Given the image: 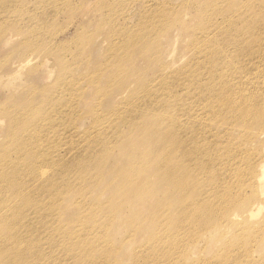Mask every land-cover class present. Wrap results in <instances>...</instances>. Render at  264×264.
<instances>
[{
	"label": "rangeland",
	"instance_id": "rangeland-1",
	"mask_svg": "<svg viewBox=\"0 0 264 264\" xmlns=\"http://www.w3.org/2000/svg\"><path fill=\"white\" fill-rule=\"evenodd\" d=\"M0 1H3L2 3L0 2V7H2L3 10H10L9 12L5 11L6 13L3 11L4 20H0V30H2V32L5 30V33H2V35L4 34L3 37L8 34H21L20 37L17 34L18 38L16 37L14 41H11L7 44L0 40V153H9L11 158L10 160L12 162H9L6 165L2 164V166H0V172L5 170L4 172L7 173V171L9 172L10 170V172L13 173H7V179L10 178V174L11 177L15 179L13 184H7L6 182L1 181L4 179H0V198L3 201L6 198V202H9V204L5 203L6 208L11 206V208L14 209L16 206L15 210L21 213L22 210L25 208L27 210L28 208L27 206H24L25 203L22 202L23 200L20 201V197L17 194H23L25 197H33L34 199L36 198L41 200V197L42 199H46L49 192L52 193V187H54L53 197L56 195L54 198L58 197L57 200L58 203H60L59 206H57L58 209L56 208L57 210L52 206L54 211L52 210L51 212L55 214L53 221L49 219L48 212L43 211V215L46 217L45 221L49 223L48 225L50 226L51 231L54 232L57 229L64 230L65 226V230H68L66 231L67 234H70L69 231H71V234H74L81 227L82 223L84 226L86 225L85 227H91L92 220H94L96 224L100 222V224L103 223L101 225L103 227L105 226V229H102L104 232L103 235H106L104 239L106 240V242H104V250L106 253H108V250H111L107 255L110 256V262L113 264H143L146 260V257H144L146 256L145 254H149L154 247L155 254H153L152 257L150 256V261H146L144 264H154V262L155 264H165L166 262L172 264H183V262L184 264H233L236 263L237 260L239 261L236 264H264V195L261 194L264 192V180L261 183V186L255 184L253 180L260 174L259 169H257L258 165L264 161V134L261 135L264 130V90L262 91V88H260V90H258L256 93H251L250 85L248 86L245 83H242V95L236 92V96L231 99L234 100L236 98L235 101H229V106L226 109L228 110V113H226V110V112L223 111V116L225 115L224 117L222 116V113L220 116V112L218 109H216V112L219 113L216 115L213 114V116L206 114V121L203 125L194 124L192 127L184 126L185 128L183 127L180 129V134L184 138L181 145H184L185 149L182 147L181 148L185 151L179 150L180 148L175 150L176 152L174 153L178 157H173L174 159L172 160L174 161V164L177 166V164L184 158L182 156H189V158L185 157L187 159H185V161L183 160V163H181L182 161L180 162V164L184 165L188 164V161L191 160L190 157L194 158L193 156H196L197 158L195 157L189 162L188 168L185 167L187 165L182 168H180V165L177 166L178 168H175V166H170V172L176 170L178 173L183 172L180 174L176 172L174 177H172L175 178L176 175L175 181L177 179V186L175 190L170 188L164 181L165 178L162 175L163 168H158L161 166L160 162H157L158 160L153 158L154 160L151 161V164H148L150 167H142V165H147H144L145 162H141V160L137 159L136 156L138 155L140 156L139 158H142L143 156L147 155V151L150 153V147H147V143L150 141V132L146 135H143L142 132H137L135 130L133 131L130 124L128 123L133 122L138 125L143 124L142 126L146 128H149L148 126H152L150 128L153 129L155 122L152 124L154 120L150 118L151 116L144 117V119V115H141L146 110L150 111L153 109L151 112H153L154 109L158 110V108L153 105L154 103H151L150 101L154 100L156 104L159 103V108L163 107L162 109H164L165 104L167 105V102L164 101L167 100L165 98L167 93H169L168 91L174 90L175 93L173 94L181 93L180 91L178 92L179 89L175 90L174 88L168 91L163 90V95L160 93L161 96L154 97V99H152L153 97L148 98L144 96V94L141 93V90L143 91V87L146 85L153 86L154 83H158L156 81V77L160 75L163 66H170V71L173 72L179 71L181 70L182 66H185L188 59H190L192 55L189 46L190 40L204 19L215 17L213 21L218 18L220 24L222 22L220 21L222 18V20H228L226 25H232L236 17L235 11L243 6L248 10H242L243 14L241 13L242 15H240V20L243 21L238 22V24H236L237 27L234 28L236 32L237 30L241 31L244 30L242 26L248 23L249 18L250 21H252L251 19L253 18V15L251 12L253 11V8L259 12V10L264 7V0H257L256 2H252L250 0H148V2L146 0L147 4L145 3V0H51L50 2L49 0H8V2L7 0ZM249 2L257 4L253 5ZM85 4H89L90 6L86 12L82 10ZM260 4H263L262 7H260ZM33 6H36V8L34 7L35 10ZM40 8L43 9L39 10ZM10 12H12L11 15ZM263 12L260 14L261 16H258V19L256 17V20L261 23L260 28H264ZM14 13L16 14V17H14ZM18 13H21L22 16H20L21 14L18 15ZM24 15H28V17ZM18 18L23 19L24 21L18 20ZM11 22L15 24H12ZM110 23H112L111 26ZM11 24L13 26L16 24L17 25L12 27ZM213 24L216 23L213 22ZM6 25L11 27H7ZM24 27H26V29H24V31L21 30ZM151 29L152 33L155 31L152 34V37L151 35H148L150 34L148 32H151ZM26 30L30 32L28 33ZM33 31L36 32L33 33ZM258 31L259 30L257 29L256 32ZM31 33L33 39L31 38V40H29ZM155 33L158 34L155 35ZM260 33L264 34V30H260ZM141 37L146 39L141 44L134 41L135 39L139 40ZM247 39L248 40L243 42V48H246L247 45H251L254 47V49L258 47L261 51H263L264 54V39L262 41L260 40V42L259 39ZM154 40H157L156 43H154ZM258 42L259 45H257ZM25 43L28 44L26 45ZM36 43L38 45H36ZM29 44H33L34 47L29 46ZM155 46H157V49L154 48ZM152 52L154 54L156 53V56ZM157 59H161V62L155 64V60ZM23 62H28L27 66L23 64L26 67H22ZM178 62L179 64H177ZM20 63L21 66L19 70L17 68ZM16 70H18V73ZM66 71L68 73L69 80H75L76 82V86H73L74 88L71 87L70 89L69 86L59 85L60 76H63ZM61 80L63 81V78H61ZM56 85H59V88ZM134 91H138L139 93L137 92L138 94L134 96L133 99H130L128 94ZM178 99L171 98V101L177 100L176 104H180V106L188 104V100L185 99L184 96ZM244 104H247L248 107ZM175 105H172L168 114H170V110L172 115L175 114L174 110L177 107ZM257 105L258 110L254 112V108ZM41 106L43 108H41L42 110L39 109ZM56 106H59L58 109ZM143 106L144 108L142 109ZM234 106V110L236 112L232 110ZM241 107H245V109L242 111ZM34 108L39 109L38 116L40 115L39 117L42 118L36 123V125L39 127L36 129L38 131L40 130L39 141H42V144L39 148H35L36 151H34L35 149H32V141H28L30 150L29 154L32 153L29 155L30 157L27 155L29 161L25 160L28 158H26V155L24 154L25 158L23 155V158L19 156L21 163L19 161L18 163L16 162L18 157H16L14 154V150L17 148L15 144H11L13 143L11 139L10 142L8 141L11 136H9V138L7 137L8 134L12 135L16 133V130L12 131L14 127H11L12 116L10 115H14L13 113H26L24 115H27V117H23L24 126L21 125V129H19L18 132V135L20 136L22 131L25 130V136L23 134L21 137L18 136L19 138H25L28 137L26 134L33 132L31 126H33L34 123L31 124V115L38 112H34ZM246 108L253 110L251 111L248 109L249 111H246ZM240 110L242 113L244 112V115H242ZM28 111L30 113V117L27 113ZM31 111L34 113H31ZM233 112L236 114L233 115ZM250 112L253 113L252 116H250ZM217 115L218 118H222L218 119ZM228 115L231 116L229 117ZM235 116L238 119H235L237 121L233 119ZM246 116H248L247 119ZM106 117H109V119L104 120L107 119ZM111 117L113 118L111 119ZM238 117L243 118H240V120ZM244 117L246 121L244 120ZM48 119L50 121H48ZM255 119H259L260 121L263 119V122L260 123L259 120ZM209 120L211 122L208 124ZM219 120L222 125L219 123ZM223 120L225 123H223ZM241 121L242 123L245 122V125L240 123ZM254 121L256 122V125ZM26 122L28 123L25 124ZM215 123L217 126H214ZM28 124L31 125L29 126ZM104 124H106V126ZM218 124L221 126H218ZM246 125L249 126L248 130ZM226 126L227 128H225ZM156 127L158 128V126H155V128ZM241 128L244 130H241ZM120 130L124 131V133ZM129 130L133 132L131 133ZM163 130L164 129H162V133L164 132ZM188 131L190 133H187ZM128 132L132 135V139L129 137L130 134ZM126 133L129 135L127 136ZM202 134H204V136ZM125 136L126 138H124ZM117 137L119 139H117ZM121 137L124 138L123 141H120V139L122 140ZM5 140H7L9 143H7ZM129 143L132 144L130 145ZM4 148L6 151H9L3 152L5 150ZM163 148H157L156 154H154V156H159L161 155L160 153H162V155L165 154V149L163 151ZM145 149L147 151H145ZM180 151L181 153L179 154L178 152ZM105 152L110 156H104ZM128 153L129 155L132 154L135 156L134 159H136L134 162L137 160V163H139V161L141 162L140 164L143 163L140 165V168H138L139 164L133 162V156L130 155L129 157ZM134 153L136 155H134ZM41 154L44 157L42 159H45V161H40ZM231 154L235 155L232 156ZM180 157L181 160H179ZM100 159L102 161L105 160V162H102ZM38 161L43 163L40 165L46 169L47 175L45 180H42L32 172L33 168H35L34 165H36ZM128 163H132V166L135 164V167L138 166L136 168L140 171L137 169L134 170V167L132 169L129 164L131 167L130 169V167H128ZM2 167H4V169ZM141 168L143 169L141 170ZM179 168L180 170L182 169L181 171L179 170L180 172L178 171ZM184 168L188 171H185ZM190 169H192L191 171L195 173V175L193 172L190 174L194 180L189 179ZM158 170L160 172H158ZM184 171L187 174H184ZM150 172H153L152 174L155 173L154 176ZM18 173L20 174L19 176ZM82 173H84L85 176L88 175L87 177L91 180L94 178V180L91 181L87 177H83L84 175L81 176ZM112 173H114V175H111ZM131 173H135L133 174L135 177L131 176ZM115 174H117V176ZM187 175L189 177H187ZM96 176L99 177L97 178L98 181L95 178ZM108 176L110 178L113 176L116 177L111 178L113 180L111 183V179H109ZM128 176L130 179L125 178H128ZM177 177L180 179V181ZM135 178H137V180ZM87 179L89 180V184ZM121 179H123V181H132V183L134 181L136 185L133 183V186L132 183L128 182L131 185L130 187L127 182L123 183ZM146 179H148L147 181L149 182H147ZM182 180L183 183L185 182L184 184L182 183ZM195 180H198L197 182L199 185L196 182L195 184L193 182L192 185L194 186L190 185V181ZM93 181H95L96 184ZM120 181L122 182L120 183ZM151 181L152 183H150ZM25 182L26 185L24 184ZM114 182L115 184L120 183L117 185V187L119 186L120 188H118L121 189V191H119L116 185L113 184ZM161 182L162 186H160ZM109 183L111 184L109 185ZM141 183V186H144L143 184H145L144 189L143 187H140ZM200 183H202V187H200ZM17 184L19 185L17 186ZM126 184L129 188H127ZM180 184L183 186L187 184L188 186L185 185L184 188ZM12 185L14 187H12ZM112 185L114 188L111 189L110 186L112 187ZM146 185H149L151 189ZM80 186L82 188H80ZM122 186H124L125 190L127 189L126 192H124L125 190ZM196 186L200 187V192H197L199 189ZM16 187H18V190L15 189ZM69 187L73 191L70 189L71 191L69 190L68 192ZM139 187L141 189H139ZM160 187L162 189H166L165 192L162 191L161 193ZM194 187L196 189H194ZM147 188L149 190L146 191ZM13 189L15 191H13ZM155 189L159 191L157 192ZM75 190L79 196H82L83 193H86L84 194L85 199L84 197L79 198V196L76 195L77 193ZM154 190L156 192H153ZM172 190L175 192L178 191V195L172 192ZM120 193L123 194H121L119 197L117 194ZM165 193L167 194L166 197H169V200L173 199L171 200V204H168L170 201L167 200V198H163ZM155 194L159 196V200L157 195L154 196ZM195 194H197V196ZM116 195L118 198H116ZM137 195L140 196L137 197ZM181 195L183 196L181 197ZM160 196H162L163 199ZM174 198L178 199L176 200ZM13 199H15V201ZM16 201L18 204L15 205ZM173 201H175V203ZM167 204L171 206V209H168L169 206H167ZM172 205H174V207ZM36 207L37 205L34 203L32 208ZM78 208L81 210V212L78 210ZM97 208L100 213H98ZM89 210L92 212V214H90L91 216L88 215ZM70 212L72 214H70ZM78 212H80V214H78ZM108 212L110 213V216H112V222H110L111 217L109 218ZM8 214L11 215V211H9ZM105 214L108 215L103 217ZM83 215L87 216L84 217ZM201 215H204L205 217ZM80 216H82L84 220ZM184 216H188V218L190 217V220L192 221L189 222L190 220L187 217L184 218ZM191 216H195V218ZM209 216L210 219L208 218ZM8 217L10 218V216ZM202 217L206 219L204 220ZM36 218L37 216L33 214V217L29 216L28 221L36 220ZM77 218L80 223H78ZM103 218L104 220H102ZM131 218L132 221H130ZM158 218L160 219V222H157L159 221ZM182 218H184V220ZM89 219L91 220L89 221ZM107 219L109 220L108 222H106ZM140 219L143 220L140 221ZM201 219H203V221ZM12 220L13 219L11 218V223ZM154 220V224L156 223V226L152 222ZM178 220L180 221L178 222ZM199 220H201V222ZM169 221H171L170 223H173L174 226L172 224V227L169 226ZM182 221L187 222L184 223ZM5 222L8 223L7 220ZM37 222L38 220L35 223ZM57 222H60L61 224H57ZM136 222L137 224L135 225ZM105 223H109L110 225ZM175 223L179 224L177 225ZM74 224L77 225L74 226ZM157 224L162 226V229H159ZM5 225L6 224H4V226ZM133 225H135L138 229ZM164 225L167 227L166 230ZM172 228L176 230L174 231ZM155 229L156 231L154 232ZM165 232H168L167 235ZM3 233L4 230H2V234ZM130 233L132 234L130 235ZM133 234H135V236ZM151 235H153V240L150 238ZM189 235L192 236L190 237ZM154 236L156 237L155 240ZM239 237H241V239ZM250 239L253 240L249 241ZM165 241L169 245H167ZM247 242H250V244ZM108 243H111V247ZM193 243L194 245H192ZM237 243L241 245L239 246ZM106 245H108L109 248L108 246L106 247ZM157 245L163 246V249L161 247H157ZM142 246H146L147 248L142 249ZM112 247L116 250V252L114 249H111ZM168 247H170V249ZM43 248L46 250L47 246H44ZM139 249H141V252ZM158 249L159 254L156 252ZM167 250H169V252ZM171 250L173 252H171ZM136 252L138 255L142 253L143 257L140 259ZM162 252L163 254L165 253L163 256L161 254ZM167 253H170L171 255L169 256ZM95 256L97 257L98 255ZM156 257L159 258L157 259ZM163 257L165 258V261ZM96 261V264L102 263L98 259H96Z\"/></svg>",
	"mask_w": 264,
	"mask_h": 264
},
{
	"label": "bare ground",
	"instance_id": "bare-ground-1",
	"mask_svg": "<svg viewBox=\"0 0 264 264\" xmlns=\"http://www.w3.org/2000/svg\"><path fill=\"white\" fill-rule=\"evenodd\" d=\"M12 1V0H11ZM16 1V0H15ZM51 0H49V2H50ZM95 1V0H94ZM148 1V0H147ZM249 1V0H248ZM250 1H257V0H250ZM261 1V0H260ZM259 1V2H260ZM1 2V1H0ZM3 2V1H2ZM1 2V3H2ZM7 2H8V0H7ZM33 2H35V1H33ZM36 2H38V1H36ZM45 2V1H44ZM53 2H55V1H53ZM90 2V1H89ZM149 2V1H148ZM5 3V2H4ZM56 3V2H55ZM145 3L147 4V2H146V0H145ZM250 4H253V3H251V2H249ZM33 4H35V3H33ZM51 4V3H50ZM254 4H257V3H254ZM253 4V5H254ZM263 4H264V2H263ZM262 4V5H263ZM18 5V4H17ZM37 5V4H36ZM47 5V4H46ZM248 5V4H247ZM259 5V4H258ZM261 5V4H260ZM262 5L260 6V7H262ZM42 6H44V5H42ZM50 6V5H49ZM56 6V5H55ZM59 6V5H58ZM57 6V7H58ZM252 6V5H251ZM19 7V6H18ZM36 8V6H33V8ZM38 7V6H37ZM40 7V6H39ZM45 7H47V6H45ZM52 7V6H51ZM54 7V6H53ZM57 7H55V8H57ZM84 8H82V10L84 11V12H86V11H88V9L90 8V6H89V4H85L84 6H83ZM249 7H250V5H249ZM256 7V6H255ZM16 8H17V6H16ZM22 8V7H21ZM35 8H34V10H35ZM248 8V7H247ZM23 9V8H22ZM21 9V10H22ZM41 9H43V8H40L39 10H41ZM52 9V8H51ZM244 9H246V8H244L243 6H241L239 9H237L236 11H235V13H236V17H235V19H234V22L232 23V25L231 24H227L226 25V23L228 22V20H222V18H221V20L220 21H222L220 24H219V19L218 18H216L214 21H213V19L215 18H211V17H209V18H206V19H204L203 20V22L201 23V25H200V27L198 28V29H196L197 31H196V33L194 34V36L191 38V40H190V52L192 53V55H191V57H190V59H188V61H187V63L185 64V66L183 67H181V70H179V71H170V69H171V67L170 66H166V67H162V71H161V73H160V75H158L157 77H156V81L158 82V83H154L153 84V86H151V85H146V86H144L143 87V91L141 90V93H143L144 94V96H146V97H148V98H152V99H154V97H158V96H161L160 95V93H162V95H163V90H165V91H168V90H170V89H179L178 90V92L180 91L181 93L180 94H173V93H175L174 92V90L173 91H168L169 93H167V95H166V98L165 99H167V100H165L164 102H167V105L165 104V108L164 109H162L161 107L159 108L158 106H159V103L158 104H156L155 103V101L154 100H151L150 102L151 103H154L153 105L154 106H156L157 108H158V110H155L154 109V111L153 112H151V110H153V109H151L150 111H148V110H146V111H144V113L143 114H141V115H144L143 116V118L144 117H147V116H151L150 118H152L154 121L152 122V124L155 122V126H158V128L156 127L155 128V126L153 127V129L152 128H150V127H152V126H148L149 128H146V127H144V126H142V125H138V124H136V123H133V122H128L129 124H130V126H131V128L133 129V131L135 130V131H137V132H142L143 133V135H146L147 133H149V136H150V141H148V143H147V147H150L149 149H150V153H148V151L145 149V151H147V155H145V156H143L142 158H139L140 156H136V158L137 159H139V160H141V162H145L144 163V165L146 164L147 166H143L142 164H140L141 162L139 161V163H137V160H136V162H134L135 161V159H134V157L135 156H133L132 154H130V155H132L133 156V162L134 163H137V164H139L138 166H136V167H138V168H140L141 166L140 165H142V167L143 168H146V167H150V166H148V164H151V161L152 160H158L157 162L159 163L160 162V167H158V168H163L162 169V171H163V176H164V181L167 183V185L170 187V188H172V189H176V186H177V179H176V181H175V178H176V175H175V178H172V177H174V174H176V172H177V170L176 171H172V172H170V166H175V168L177 167V166H179L180 165V168H182V167H184L185 165H187V166H185V167H189V162L192 160V159H194L196 156H193V155H191V156H193L194 158H192V157H190L191 158V160H189L188 161V164H180V162L181 163H183V160L185 161V159H187V158H189V156H182V157H184L182 160H181V157H180V159L179 160H181L179 163H178V161H177V166L174 164V161L172 160V159H174V158H176V154L174 153V152H176L175 150L176 149H179V150H183V151H185L184 149H185V146L183 145H181L182 144V141L184 140V138H183V136L180 134V129H182L184 126H188V127H192L194 124H198V125H203L204 124V122L206 121V117H207V115L206 114H208V115H211V116H213V114L214 115H216V114H218L219 112V115L222 113V116H223V111H225L227 108H228V106H229V101H235V99L234 100H231V99H233L235 96H236V92L237 93H239V94H241L242 95V89H241V84L242 83H245L246 85H250V87H251V93H256L258 90H260V88H262V91L264 90V54H263V51H261L258 47H256V49H254V47H252L251 45L250 46H248L247 45V47L246 48H243V42H245L246 40H248L247 38H249V39H259V42H260V40L262 41L263 39H264V34H262V33H260V30H264V28L262 27V28H260V22H258V20H256V17H257V19L259 18L258 16L264 11V7L262 8V9H258L259 10V12L258 11H256L254 8H253V11L251 12V14L253 15V18L251 19L252 21H250V18H249V21H248V23L247 24H244L242 27L244 28V30H241V31H239V30H237V32L234 30V28L235 27H237L236 26V24H238V22H241V21H243V20H240L241 18H240V15H242L243 14V11L242 10H244ZM249 9H251V8H249ZM7 10H8V8H7ZM81 10V11H82ZM246 10H248V9H246ZM6 11V10H3V8L2 7H0V12H2V13H0V20H4V12ZM10 11V10H9ZM9 11H6V12H9ZM15 11V10H14ZM250 11V10H249ZM5 12V13H6ZM16 12V11H15ZM20 12V11H19ZM24 12V11H23ZM22 12V13H23ZM11 13L12 12H10V15H11ZM242 13V14H241ZM15 14V13H14ZM19 14H21V13H18V15ZM26 14V13H25ZM263 14H264V12H263ZM263 14H262V16H263ZM8 15V14H7ZM14 16V15H13ZM20 16H22V14L20 15ZM24 16H26V15H24ZM237 16H238V18H237ZM261 16V15H260ZM9 17V16H8ZM14 17H16V14H15V16ZM26 17H28V15L26 16ZM26 17H23V18H26ZM30 17V16H29ZM264 17V16H263ZM7 18V17H6ZM12 18V17H11ZM21 18V17H20ZM84 18V17H83ZM237 18V19H236ZM13 19V18H12ZM11 19V20H12ZM28 19V18H27ZM18 20H23V19H19L18 18ZM12 21H14V20H12ZM24 21V20H23ZM261 21V20H260ZM263 21V20H262ZM6 22H8V21H6ZM113 22V21H112ZM213 22H215L216 24H213ZM250 22V23H249ZM2 23V22H1ZM12 23V22H11ZM114 23V22H113ZM12 24H15V23H12ZM11 24V25H12ZM111 24L112 23H110V26H111ZM162 24V23H161ZM241 24H243V23H241ZM17 25V24H16ZM16 25H14V26H16ZM204 25V26H203ZM7 26V25H6ZM13 25H12V27H14ZM109 26V27H110ZM259 26V27H258ZM7 27H11V26H7ZM154 27V26H153ZM152 27V28H153ZM226 27V28H225ZM241 27V28H242ZM21 28V27H20ZM156 28V27H155ZM230 28V29H229ZM240 28V29H241ZM2 29H3V27H2ZM7 29V28H6ZM24 29H26V27H24V28H22L21 30H23L24 31ZM28 29V28H27ZM259 30L258 32H256V30ZM31 30V29H30ZM5 31V30H4ZM2 32V30H0V40H2L5 44H7V43H10L11 41H14L15 40V38L17 37L18 38V35H19V37H20V35L21 34H18V33H15V34H12V35H10V34H8V35H5L4 37H3V35H2V33H5V32ZM27 31V30H26ZM26 31H25V33H26ZM32 31V30H31ZM158 31V30H157ZM28 33L30 32V31H27ZM34 32H36V31H33V33ZM155 32V31H154ZM153 32V33H154ZM256 32V33H255ZM24 33V32H23ZM145 33H146V31H145ZM148 33H150V34H148L149 36L151 35V37H152V29H151V32H148ZM18 34V35H17ZM140 34H141V32H140ZM156 34H158V33H155V35ZM26 35V34H25ZM142 35V34H141ZM26 37V36H25ZM36 37V36H35ZM137 37H138V35H137ZM140 37V36H139ZM27 38H28V36H27ZM31 38H32V33H31V35H30V38H29V40H31ZM33 39V38H32ZM157 39V38H156ZM146 39H144L143 37H141V38H139V40H137V39H135L134 41L135 42H137V43H142L143 41H145ZM163 40V39H162ZM27 41V40H26ZM155 42L154 43H156V41L157 40H154ZM259 42L257 43V45H259ZM31 43V42H30ZM26 45L28 44V43H25ZM34 44V43H33ZM33 44H29V46H33ZM249 44V43H248ZM256 44V43H255ZM36 45H38L37 43H36ZM35 45V46H36ZM34 47V46H33ZM155 49H157V46H155L154 47ZM154 49V50H155ZM158 52V51H157ZM153 53V52H152ZM154 54V53H153ZM156 54V53H155ZM154 54V55H155ZM156 56V55H155ZM154 57V56H153ZM153 57H151V58H153ZM154 58H156V57H154ZM165 59V58H164ZM167 59V58H166ZM163 61V60H162ZM161 62V59H157V60H155V64H158V63H160ZM179 62H181V61H179ZM179 62L177 63V64H179ZM26 65L27 66V64H28V62H23L22 63V67L24 66V65ZM20 66H21V63H20V65L18 66V68L17 69H19L20 68ZM26 66H24V67H26ZM174 67V66H173ZM23 69V68H22ZM20 70V69H19ZM17 71V73H18V70H16ZM154 74V73H153ZM16 75V74H15ZM62 76V75H61ZM60 76V80H61V78H63V81L61 80H59V85H65V86H69V88L71 89V87H75L76 86V82H75V80H69V78H68V73H67V71H66V73H64L63 74V76L61 77ZM154 77V78H155ZM153 80V79H152ZM62 82V83H61ZM146 83V82H145ZM148 83V82H147ZM144 84V83H143ZM151 84V83H150ZM58 85V86H59ZM57 86V85H56ZM57 86V87H58ZM73 87V88H74ZM56 88V87H55ZM59 88V87H58ZM141 88V87H140ZM139 88V89H140ZM75 90V89H74ZM138 90V89H137ZM139 91V90H138ZM138 91H134V92H132V93H130V94H128V96H130L129 98L130 99H133V97L134 96H136L139 92ZM138 92V93H137ZM58 94V93H57ZM166 94V93H165ZM49 95V94H48ZM61 95V94H60ZM153 95V96H152ZM263 95H264V92H263ZM54 96V95H53ZM185 97V99H187V100H185V101H187V103L188 104H186V105H181L180 106V104H176L177 103V100H173V101H171V98H176V99H178V98H180V97ZM69 97H70V95H69ZM68 97V98H69ZM264 98V97H263ZM182 99V98H181ZM179 100V99H178ZM127 101V100H126ZM133 101V100H132ZM135 101V100H134ZM142 101H144V100H142ZM163 101V100H162ZM158 102H159V100H158ZM237 102V101H236ZM59 103V102H58ZM231 103V102H230ZM239 103H240V101H239ZM246 103H247V101H246ZM255 103V102H254ZM60 104V103H59ZM144 104V103H143ZM176 104V105H175ZM234 104H235V102H234ZM233 104V105H234ZM249 104V103H248ZM49 105V104H48ZM172 105H175V106H177L176 107V109L174 110V115H172V112H171V110H170V114H168L169 113V109H171V107H172ZM232 105V106H233ZM237 105V104H236ZM245 105V104H244ZM256 105V104H255ZM51 106V105H50ZM127 106V105H126ZM230 106H231V104H230ZM237 106H239V105H237ZM236 106V107H237ZM245 106H247V104L245 105ZM32 107V106H31ZM59 107V106H58ZM58 107L56 106V108L58 109ZM196 107V108H195ZM248 107V106H247ZM42 108V106L39 108V109H41ZM48 108H49V106H48ZM52 108H53V106H52ZM124 108V107H123ZM126 108V107H125ZM144 108V106L142 107V109ZM232 108V107H231ZM263 108H264V106H263ZM262 108V109H263ZM38 109V108H37ZM37 109H35L34 108V112L36 111H38L37 113H34V112H32L31 111V113H34V114H32L31 115V117H32V119H31V124L32 123H34L33 124V126H31L32 127V129H33V132L31 133L30 131V134H26V136L28 135V137H25V138H19V137H21V135L23 134L24 135V132H25V130L24 131H22V134H20V136L18 135V132H19V129H21V125H23V121H24V118L23 117H27V115L25 116L24 114H26V113H13V112H11V113H13L14 115H10V116H12L11 117V119H12V126L11 127H14L13 128V130L12 131H14V130H16V133L15 134H8V138H9V136H11L10 138H9V142H10V139L12 140V142L13 143H11V144H15V146H16V150H14V154L16 155V157H18L17 158V160H16V162H20V157L19 156H21V158H23L25 155V157L26 158H28L27 157V155L29 156V155H31V154H29V143H28V141H32V149L34 148H39L40 146H41V144H42V141H39L40 140V136H39V134H40V130L38 131L36 128H39L37 125H36V123L38 122V121H40L42 118H40L39 116H38V113H39V109L37 110ZM43 109V108H42ZM41 109V110H42ZM130 109V108H129ZM162 109V110H161ZM195 109V110H194ZM216 109H218V111L219 112H216ZM235 109V106H234V108L232 109V110H234ZM241 109H242V111H243V109H245V107L244 108H242L241 107ZM247 109V108H246ZM249 110H251L250 108H248ZM246 110V111H249V110ZM50 110H53V109H50ZM112 110V109H111ZM239 110V109H238ZM237 110V111H238ZM253 110V109H252ZM251 110V111H252ZM254 112H256V110H258V105L254 108ZM29 111H30V109H29ZM29 111L27 112L28 113V115H29V117H30V113H29ZM110 111V110H109ZM136 111V110H135ZM227 111V112H226ZM225 112L226 113H228V110H226ZM50 112V111H49ZM141 112V111H140ZM139 112V113H140ZM234 112H236L235 110H234ZM233 112V115L234 114H236V113H234ZM240 112H241V110H240ZM10 113V114H11ZM65 113V112H64ZM225 113V114H226ZM232 113V112H231ZM242 113V112H241ZM244 113V112H243ZM242 113V115H244ZM251 113V112H250ZM240 114V113H239ZM238 114V115H239ZM252 114L253 113H251L250 114V116H252ZM109 115V114H108ZM232 115V114H231ZM231 115H228L229 117L231 116ZM241 115V114H240ZM239 115V116H240ZM249 115V114H248ZM16 116H17V118H16ZM221 116V115H220ZM225 116V115H224ZM223 116V117H224ZM44 117V116H43ZM107 118V117H106ZM113 117H111V119H112ZM217 118H218V115H217ZM219 118H222V117H219ZM218 118V119H219ZM239 118V117H238ZM240 118H243V117H240ZM239 118V119H240ZM248 118V116H246V119ZM109 119V117L107 118V119H104V120H108ZM145 119V118H144ZM226 119V118H225ZM234 120L235 119H237L236 118V116H235V118H233ZM25 120H26V118H25ZM103 120V121H104ZM147 120V119H146ZM211 120V119H210ZM209 120V122H208V124L211 122ZM238 120V119H237ZM237 120H235V121H237ZM241 120V119H240ZM239 120V121H240ZM244 120H245V117H244ZM255 120H259V119H255ZM48 121H50L49 119H48ZM208 121V120H207ZM226 121V120H225ZM238 121V122H239ZM246 121V120H245ZM260 121V120H259ZM30 122V121H29ZM112 122V121H111ZM110 122V123H111ZM140 122V121H139ZM138 122V123H139ZM227 122V121H226ZM229 122H230V120H229ZM237 122V123H238ZM250 122V121H249ZM255 122V121H254ZM263 122V119H262V121H260V123H262ZM28 122H26L25 124H27ZM46 123H48V122H46ZM72 123V122H71ZM100 123V122H99ZM103 123V122H102ZM151 123V122H150ZM219 123H220V120H219ZM223 123H225L224 122V120H223ZM236 123V122H235ZM240 123H242V121L240 122ZM253 123V122H252ZM259 123V122H258ZM258 123H257V125H258ZM31 124H28L29 126L31 125ZM98 124V123H97ZM101 124V123H100ZM207 124V123H206ZM205 124V125H206ZM208 124H207V126H208ZM212 124V123H211ZM210 124V125H211ZM221 125H222V123H220ZM227 124H231V123H227ZM234 124V123H233ZM243 125H245V122L244 123H242ZM246 124H248V123H246ZM27 125V126H28ZM70 125V124H69ZM105 126H106V124H104ZM125 125V124H124ZM216 125V123L214 124V126ZM221 125H219L218 124V126H221ZM241 125V124H240ZM248 125H251V124H248ZM254 125V124H253ZM255 125H256V122H255ZM24 126V125H23ZM64 126V125H63ZM206 126V127H207ZM217 126V125H216ZM242 126V125H241ZM31 127H29V128H31ZM52 127V126H51ZM201 127V126H200ZM205 127V126H204ZM246 127H247V130H248V127L249 126H247L246 125ZM253 127V126H252ZM59 128V127H58ZM100 128V127H99ZM124 128V127H123ZM125 128H126V126H125ZM127 128H128V126H127ZM130 128V129H131ZM185 128V127H184ZM211 128V127H210ZM216 128V127H215ZM225 128H227V126L225 127ZM228 128H229V125H228ZM245 128V127H244ZM25 129V128H24ZM49 129V128H48ZM48 129H45V130H48ZM51 129V128H50ZM106 129V128H105ZM131 129V130H132ZM160 129H161V131H160ZM162 129H164L163 131V133H162ZM190 129V128H189ZM201 129V128H200ZM212 129V128H211ZM240 129V128H239ZM26 130H27V128H26ZM31 130V129H30ZM121 130H123V129H121ZM120 130V131H121ZM131 130H129V132H131ZM227 130V129H226ZM233 130V129H232ZM241 130H244V129H242L241 128ZM246 130V129H245ZM250 130V129H249ZM11 131V130H10ZM9 131V132H10ZM42 131H43V129H42ZM105 131V130H104ZM125 131H126V129H125ZM132 131V132H133ZM168 131V132H167ZM205 131V130H204ZM212 131V130H211ZM231 131V130H230ZM28 132V133H29ZM38 132V133H37ZM119 132V131H118ZM121 132H123L124 133V131H121ZM127 132V131H126ZM128 132V133H129ZM131 132V133H132ZM202 132V131H201ZM258 132H261V131H258ZM10 133H12V132H10ZM123 133H122V135H123ZM187 133H190L189 131L187 132ZM207 133V132H206ZM247 133V132H246ZM119 134V133H118ZM127 134V133H126ZM125 134V135H126ZM130 134V133H129ZM129 134H127V136L129 135ZM205 134V133H204ZM204 134H202L203 136H204ZM264 134V130H263V132L261 133V135H263ZM22 135V136H23ZM131 135V134H130ZM129 135V137H131V139H132V135L130 136ZM19 136V137H18ZM25 136V135H24ZM264 136V135H263ZM103 137V136H102ZM212 137H214V136H212ZM212 137H210V138H212ZM122 138V140L120 139V141H123V139L124 138H126V136L123 138V137H121ZM133 138H134V136H133ZM201 138V137H200ZM199 138V139H200ZM228 138V137H227ZM117 139H119L118 137H117ZM230 139V138H229ZM7 140H5V141H7ZM129 140H130V138H129ZM210 140V139H209ZM227 140V139H226ZM225 140V141H226ZM7 141V143H9ZM125 141V140H124ZM189 141V140H188ZM185 142V141H184ZM200 142V141H199ZM224 142V141H223ZM6 143V142H5ZM71 143V142H70ZM222 143V142H221ZM226 143H227V141H226ZM127 144V143H126ZM130 144V143H129ZM132 144V143H131ZM130 144V145H131ZM185 144H187V143H185ZM198 145V144H197ZM226 145V144H225ZM5 146V145H4ZM11 146V145H10ZM15 146H13V147H15ZM31 146V145H30ZM114 146H115V144H114ZM201 146V145H200ZM108 147V146H107ZM116 147V146H115ZM160 147H164L163 148V151H164V149H165V154H163L162 155V153H160L161 155H159V156H154V154H156V149L157 148H160ZM184 148V149H182V148ZM193 147V146H192ZM210 147V146H209ZM219 147V146H218ZM221 147V146H220ZM123 148V147H122ZM222 148V147H221ZM220 148V149H221ZM223 148H225V147H223ZM5 149V148H4ZM10 149V148H9ZM215 149V148H214ZM226 149V148H225ZM224 149V150H225ZM120 150H122V149H120ZM135 150V149H134ZM178 150V151H179ZM216 150V149H215ZM3 151V150H2ZM6 151V149L3 151V152H5ZM9 151V150H8ZM8 151H6V152H8ZM34 151H36V149L34 150ZM54 151H55V149H54ZM112 151V150H111ZM162 151V152H163ZM217 151V150H216ZM219 151V150H218ZM221 151H222V149H221ZM220 151V152H221ZM226 151V150H225ZM16 152V153H15ZM135 152V151H134ZM138 152V151H137ZM189 152V151H188ZM219 152V153H220ZM227 152H229V151H227ZM2 153V152H1ZM0 153V159H1V164H0V166H2V164H4V165H6V164H8L9 162H11V158H10V155H9V153H6V154H1ZM28 153V154H27ZM55 153H57V152H55ZM110 153V152H109ZM131 153V152H130ZM173 153H174V155H173ZM179 154L181 153V151L180 152H178ZM217 153V152H216ZM230 153V152H229ZM229 153H228V155H229ZM13 154V153H12ZM25 154V155H24ZM104 154V153H103ZM102 154V155H103ZM144 154H146V153H144ZM143 154V155H144ZM213 154V153H212ZM227 154V153H226ZM22 155H23V157H22ZM106 155H109V154H106V152H105V155L104 156H106ZM112 155V154H111ZM130 155H129V153H128V156L130 157ZM134 155H136L135 153H134ZM139 155H140V153H139ZM210 155V154H209ZM217 155V154H216ZM221 155V154H220ZM232 155V154H231ZM230 155V156H231ZM233 155H235V154H233ZM232 155V156H233ZM13 156V155H12ZM103 156V157H104ZM110 156V155H109ZM141 156H142V154H141ZM175 156V157H174ZM225 156V155H224ZM24 157V158H25ZM30 157V156H29ZM40 157H41V159H40V161H45V159H42V158H44L43 156H42V154L40 155ZM107 157V156H106ZM174 157V158H173ZM178 157V156H177ZM185 157H187V158H185ZM211 157V156H210ZM225 157H227V156H225ZM224 157V158H225ZM32 158V157H31ZM154 158V159H153ZM197 158V157H196ZM212 158V157H211ZM220 158V157H219ZM235 158V157H234ZM178 159V158H177ZM176 159V160H177ZM201 159V158H200ZM231 159H232V157H231ZM23 160V159H22ZM21 160V161H22ZM25 160H27V161H29V158L28 159H25ZM24 160V161H25ZM101 160V159H100ZM132 160V159H131ZM172 160V161H171ZM217 160V159H216ZM220 160V159H219ZM223 160H225V159H223ZM234 160V159H233ZM23 161V162H24ZM40 161H38V163L36 164V165H34V167L35 168H33V170H32V172L33 173H35V175L36 176H38L39 178H41L42 180H45V178H46V169H44V167L43 166H41L40 164H43V163H41ZM102 161V160H101ZM18 162V163H19ZM22 162V163H23ZM81 162V161H80ZM83 162V161H82ZM102 162H105V160H103ZM128 162V161H127ZM126 162V163H127ZM129 162H130V158H129ZM172 162V163H171ZM195 162V161H194ZM222 162V161H221ZM229 162V161H228ZM227 162V163H228ZM12 163V162H11ZM21 163V162H20ZM176 163V162H175ZM14 164V163H13ZM12 164V165H13ZM98 164V163H97ZM99 164H100V162H99ZM98 164V165H99ZM102 164V163H101ZM129 164L130 163H128V167H132V169H133V167H134V170L135 169H137L136 167H135V164H133V166H132V163L130 164V166H129ZM171 164V165H170ZM172 164H174V165H172ZM196 164V163H195ZM205 164V163H204ZM223 164V163H222ZM257 164H258V162H257ZM79 165L81 166V164L79 163ZM156 165H157V163H156ZM182 165V166H181ZM68 166V165H67ZM100 166V165H99ZM99 166H97V167H99ZM126 166H127V164H126ZM125 166V167H126ZM191 166V165H190ZM219 166V165H218ZM222 166V165H221ZM257 166V165H256ZM255 166V167H256ZM7 167V166H6ZM114 167H116V166H114ZM131 167H130V169H131ZM214 167V166H213ZM3 169H4V167H2ZM30 168V167H29ZM47 168V167H46ZM143 168H141V170L143 169ZM178 168V167H177ZM180 168L178 169V171L180 170ZM197 168V167H196ZM200 168V167H199ZM15 169V168H14ZM26 169V168H25ZM68 169V168H67ZM88 169V168H87ZM86 169V170H87ZM115 169V168H114ZM122 169V168H121ZM121 169H119V170H121ZM129 169V170H130ZM212 169H214V168H212ZM220 169V168H219ZM257 169H259V171H260V174L255 178V179H253L254 180V183L255 184H258L259 186H261V183L263 182V180H264V161L262 162V163H260V165H258V168ZM65 170V169H64ZM86 170H85V172H86ZM128 170V171H129ZM133 170V171H134ZM137 170H139V169H137ZM182 170V169H181ZM180 170V171H181ZM184 170H185V168H184ZM192 169H190V173H189V176H190V180H194V178L193 177H191V173L193 172V171H191ZM195 170H197V169H195ZM206 170V169H205ZM254 170V169H253ZM252 170V171H253ZM5 171V170H4ZM4 171H1L0 172V179H4V180H1V181H4V182H6L7 184H9V183H11V184H13V182H15V179L14 178H12L11 177V174L13 173V172H10V170H9V172L7 171V173H11L10 174V178L9 179H7V177H8V174L7 173H5ZM13 171V170H12ZM16 171V170H15ZM110 171H112V170H110ZM132 171V170H131ZM140 171V170H139ZM154 171H156V170H154ZM179 171V172H180ZM185 171H188V170H185ZM185 171H184V174H187V173H185ZM230 171V170H229ZM255 171V170H254ZM84 172V173H85ZM120 172V171H119ZM123 172H125V171H123ZM130 172V171H129ZM136 172H138V171H136ZM157 172V171H156ZM158 172H160L159 170H158ZM84 173H82L81 174V176H83L84 175ZM88 173V172H87ZM111 173V172H110ZM139 173V172H138ZM151 174L153 173V172H150ZM162 173V172H161ZM178 173V172H177ZM180 173H183V172H180ZM180 173H178V174H180ZM194 173V172H193ZM203 173V172H202ZM224 173V172H223ZM259 173V172H258ZM20 174H21V171H20ZM19 173H18V176L20 175ZM89 174V173H88ZM119 174H121V173H119ZM128 174V173H127ZM132 175L131 176H134L133 174H135V173H131ZM155 174V173H154ZM154 174H152L153 176H154ZM156 174H158V173H156ZM219 174V173H218ZM33 175V174H32ZM111 175H114V173H112ZM116 176H117V174H115ZM138 175V174H137ZM152 175H150V176H152ZM194 175H195V173H194ZM221 175V174H220ZM219 175V176H220ZM76 176V175H75ZM74 176V177H75ZM88 176V175H87ZM87 176H83V177H87ZM116 176H113L114 178L116 177ZM140 176V175H139ZM188 175H187V177H189ZM192 176H193V174H192ZM197 176V175H196ZM211 176V175H210ZM70 177V176H69ZM94 177V176H93ZM92 177V178H93ZM113 177H111V178H113ZM135 177V176H134ZM134 177H132V178H134ZM137 177V176H136ZM142 177V176H141ZM140 177V178H141ZM181 177V176H180ZM243 177V176H242ZM20 178V177H19ZM28 178V177H27ZM72 178V177H71ZM88 178V177H87ZM96 179L97 178H99V177H95ZM108 178L109 179H111L109 176H108ZM118 178V177H117ZM116 178V179H117ZM126 179H130L129 178V176H128V178L127 177H125ZM138 178V177H137ZM137 178H135L136 180H137ZM147 178V177H146ZM153 178V177H152ZM157 178V177H156ZM160 178H161V176H160ZM160 178H159V180H160ZM178 178V177H177ZM192 178V179H191ZM198 178V177H197ZM197 178H195V179H197ZM208 178V177H207ZM213 178V177H212ZM253 178V177H252ZM251 178V179H252ZM73 179V178H72ZM89 180H91L90 178H88ZM87 179V182L89 181ZM107 179V178H106ZM124 179V178H123ZM123 179H121L122 181H123ZM125 179V180H126ZM139 179V178H138ZM179 179V178H178ZM182 179V178H181ZM188 179V178H187ZM188 179V180H189ZM200 179V178H199ZM28 180V179H27ZM92 180H94V178L92 179ZM91 180V181H92ZM120 180V179H119ZM135 180V181H136ZM148 179H146V181H147ZM154 180V179H153ZM157 180V179H156ZM215 180V179H214ZM85 181V180H84ZM97 181H98V179H97ZM115 181V180H114ZM122 181H120V183L122 182ZM140 181H141V179H140ZM155 181V180H154ZM163 181V180H162ZM179 181H180V179H179ZM185 181V180H184ZM198 180H195V181H190L191 182V184L190 185H192L193 184V182H194V184H195V182L198 184V182H197ZM246 181H247V179H246ZM79 182V181H78ZM86 182V181H85ZM94 183H95V181H93ZM113 182V180L111 179V183ZM124 182H129V181H123V183ZM144 182V181H143ZM147 182H149V181H147ZM156 182V181H155ZM202 182V181H201ZM213 182V181H212ZM23 183V182H22ZM33 183V182H32ZM92 183V182H91ZM111 183H109V185L111 184ZM119 183V184H120ZM129 183H132V181H130ZM128 183V184H129ZM133 183H134V181H133ZM132 183V185L134 186V184ZM145 183V182H144ZM150 183H152V181L150 182ZM182 183H183V180H182ZM185 183V182H184ZM183 183V184H184ZM188 183V182H187ZM252 183V182H251ZM21 184V183H20ZM25 185H26V182L24 183ZM23 184V185H24ZM35 184V183H34ZM46 184V183H45ZM82 184V183H81ZM88 184H89V182H88ZM96 184V183H95ZM94 184V185H95ZM113 184H115V182L113 183ZM119 184H115L116 185V187H117V185H119ZM149 184V183H148ZM209 184V183H208ZM19 184H17V186H18ZM23 185H21V186H23ZM108 185V186H109ZM127 185V184H126ZM136 185V184H135ZM142 185V183L140 184V187H143V189L145 188L144 186H145V184H143L144 186H141ZM150 185V184H149ZM149 185H146V186H149ZM153 185V184H152ZM180 185H182V184H180ZM185 185H187V184H185ZM185 185L183 186L184 188H185ZM199 185V184H198ZM197 185V186H198ZM200 187H202V183H200ZM203 185H204V183H203ZM205 185H207V184H205ZM249 185V184H248ZM63 186V185H62ZM129 186L131 187V185L129 184ZM151 186V185H150ZM149 186V187H150ZM160 186H162V182H161V185ZM165 186V185H164ZM181 186V187H182ZM188 186V185H187ZM192 186H194V185H192ZM196 186V187H197ZM209 186V185H208ZM247 186V185H246ZM254 186V185H253ZM11 187V186H10ZM12 187H14L13 185H12ZM11 187V188H12ZM25 187V186H24ZM84 187V186H83ZM119 187V186H118ZM117 187V188H118ZM123 187V189H124V186H122ZM126 187V186H125ZM136 187V186H135ZM139 187V189H141ZM148 187V188H149ZM167 187V186H166ZM200 187H197L198 189L200 188ZM254 187H256V186H254ZM9 188V187H8ZM18 187H16L15 189H17ZM27 188V187H26ZM53 188L54 187H52V193L51 192H49V194H48V196H47V198L46 199H42V197H41V200H38V199H34L33 197L31 198H29V197H25L23 194H17L19 197H20V201H22V202H24L25 204H24V206H27V210H26V208L24 209V210H22V212L20 213V212H17L15 209H16V206L14 207V209H12L11 208V206L10 207H8V208H6L5 207V203H8L9 204V202H6V198H5V200L3 201L1 198H0V264H96L95 263V261H96V259H98L100 262H102V263H99V264H113V263H111L110 262V256H108L107 254L111 251V250H108V253H106V251L104 250L105 249V243L104 242H106V240H104L105 239V237H106V235L104 236L103 235V230L102 229H105L103 226H101L102 224H100L101 222V220L99 221L100 223H98L99 224V226H98V224H96L95 223V221L94 220H92V223H91V227H85L84 225H83V223H82V225H81V227L78 229V231L77 232H75L74 234L72 233L71 234V231H69L70 232V234H67V232L66 231H68V230H65V226H64V230L63 229H57V230H55L54 232H52L51 231V228H50V226L48 225L49 223H47L46 221H45V216L43 215V211H47L48 212V215H49V219H51L52 221H53V219H54V217H55V214H53V212H51L53 209H52V206L54 207V209H58V207L57 206H59V203H58V200H57V198H54L56 195H54V197H53ZM80 188H82L81 186H80ZM86 188H87V186H86ZM110 188L112 189V188H114V186L112 185V187L110 186ZM120 188V187H119ZM118 188V189H119ZM127 188H129L128 187V185H127ZM137 188V187H136ZM146 189V191L147 190H149V189ZM161 188V187H160ZM159 188V189H160ZM183 188V189H184ZM188 188V187H187ZM192 188V187H191ZM204 188V187H203ZM252 188V187H251ZM6 189V188H5ZM10 189V188H9ZM9 189H7V190H9ZM71 188L69 187L68 188V192H69V190H70ZM85 189V188H84ZM109 189V188H108ZM118 189H117V191H118ZM122 189V190H123ZM138 189V190H139ZM150 189H151V187H150ZM164 189V188H163ZM162 188H161V193H162V191L163 192H165V190L166 189H164L163 190ZM194 189H196L195 187H194ZM197 189V190H198ZM202 189V188H201ZM253 189V188H252ZM264 189V188H263ZM262 189V190H263ZM2 190V189H1ZM18 190V189H17ZM20 190V189H19ZM28 190V189H27ZM49 190V189H48ZM72 190V189H71ZM70 190V191H71ZM88 190H90V189H88ZM115 190V189H114ZM125 190V189H124ZM123 190V191H124ZM127 190V189H126ZM126 190L124 191V192H126ZM129 190V189H128ZM130 190H131V188H130ZM133 190H134V187H133ZM156 191H157V189H155ZM153 191V192H156V191ZM174 190H172V192H174L175 194H177V192L179 191L178 190V188H177V190L178 191H174ZM185 190V189H184ZM188 190H189V188H188ZM206 190H207V188H206ZM257 190V189H256ZM13 191H15L14 189H13ZM12 191V192H13ZM26 191V190H25ZM67 191V190H66ZM73 191V190H72ZM85 191V190H84ZM111 191H113V190H111ZM119 191H121V189H119ZM118 191V192H119ZM159 191V190H158ZM157 191V192H158ZM264 191V190H263ZM6 192V191H5ZM55 192V191H54ZM67 192V193H68ZM75 192H76V190H75ZM79 192V191H78ZM87 192V191H86ZM117 192V193H118ZM123 192V193H124ZM142 192H143V190H142ZM171 192V193H172ZM184 192V191H183ZM182 192V193H183ZM196 192V191H195ZM197 192H200V189H199V191H197ZM196 192V193H197ZM202 192V191H201ZM208 192H209V190H208ZM7 193H8V191H7ZM6 193V194H7ZM35 193V192H34ZM67 193H66V195H67ZM77 193V192H76ZM88 193V192H87ZM123 193H120V194H117L119 197H120V195L121 194H123ZM138 193H139V191H138ZM144 193H145V191H144ZM160 193V194H161ZM166 193H168V192H166ZM165 193V196L163 197L164 199L165 198H167V200H169L168 198L169 197H166V194ZM5 194V193H4ZM9 194H11V193H9ZM55 194V193H54ZM65 194V193H64ZM63 194V195H64ZM84 194H86V193H83L82 194V196H79L78 195V193L76 194V195H78L79 196V198H81V197H84ZM114 194V193H113ZM136 194H137V190H136ZM153 194V193H152ZM159 194V195H160ZM185 194V193H184ZM187 194H188V191H187ZM262 195H264V192L263 193H261ZM260 194V195H261ZM117 195H116V198H118L117 197ZM157 194H155L154 196H156ZM162 195H164V194H162ZM178 195V194H177ZM177 195H175V196H177ZM196 196H197V194H195ZM13 196V195H12ZM11 196V197H12ZM18 196H17V199H18V201H19V198H18ZM59 196V195H58ZM89 196V195H88ZM87 196V197H88ZM115 196V195H114ZM123 196V195H122ZM138 196H140V195H137V197ZM152 196V195H151ZM183 195H181V197H182ZM2 197V196H1ZM35 197V196H34ZM86 197V198H87ZM112 197H113V195H112ZM157 197H158V200L160 199L159 198V196L157 195ZM156 197V198H157ZM161 198H162V196H160ZM170 197H172V196H170ZM184 197H187V196H184ZM183 197V198H184ZM193 197H195V196H193ZM60 198V197H59ZM78 198V197H77ZM76 198V199H77ZM140 198V197H139ZM155 198V197H154ZM162 198V199H163ZM196 198V197H195ZM9 199H10V195H9ZM84 199H85V197H84ZM171 199V198H170ZM174 199H176V198H174ZM178 199V198H177ZM176 199V200H177ZM182 199V198H181ZM14 201H15V199H13ZM12 200V201H13ZM79 200V199H78ZM77 200V201H78ZM83 200V199H82ZM81 200V201H82ZM143 200V199H142ZM158 200H156V201H158ZM171 200H173V199H171ZM171 200H169L170 201V203L168 202V204H171ZM61 201V200H60ZM164 201V200H163ZM180 201V200H179ZM181 201H184V200H181ZM66 202V201H65ZM67 202H68V200H67ZM110 202H111V199H110ZM165 202V201H164ZM174 203H175V201H173ZM196 202V201H195ZM20 203V202H19ZM35 203V205H37V207L36 208H32L33 207V204ZM167 203V202H166ZM165 203V204H166ZM177 203V202H176ZM190 203V202H189ZM188 203V204H189ZM192 203H194V202H192ZM191 203V204H192ZM211 203V202H210ZM16 204H18L17 203V201H16V203H15V205ZM72 204V203H71ZM90 204H92V203H90ZM95 204V203H94ZM93 204V205H94ZM167 204V206H169L168 207V209H171V206L170 205H168ZM13 205V204H12ZM61 205H62V203H61ZM74 205V204H73ZM176 205V204H175ZM222 205V204H221ZM6 206H8V205H6ZM74 206H76V205H74ZM86 206H87V204H86ZM173 207H174V205H172ZM184 206V205H183ZM190 206V205H189ZM188 206V207H189ZM193 206V205H192ZM195 206V205H194ZM62 207V206H61ZM95 207V206H94ZM98 207V206H97ZM165 207V206H164ZM181 207V206H180ZM223 207V206H222ZM221 207V208H222ZM17 208H19V207H17ZM80 208V207H79ZM78 208V210L81 212V210ZM115 208V207H114ZM117 208V207H116ZM50 209V210H49ZM56 209V210H57ZM73 209V208H72ZM82 209V208H81ZM90 209V208H89ZM95 209V208H94ZM168 209H166V210H168ZM205 209V208H204ZM216 209H217V207H216ZM257 209V208H256ZM69 210V209H68ZM114 210V209H113ZM162 210V209H161ZM164 210V209H163ZM182 210V209H181ZM185 210H187V209H185ZM207 210V209H206ZM205 210V211H206ZM5 211H7V212H5ZM9 211H11V215H9L8 214V212ZM54 211V210H53ZM72 211V210H71ZM90 211V210H89ZM88 211V215L89 216H91L90 214H92V212L90 211L89 212ZM95 211V210H94ZM93 211V212H94ZM97 211H98V208H97ZM169 211V210H168ZM190 211V210H189ZM204 211V210H203ZM210 211V210H209ZM42 212V213H41ZM80 212H78V214H80ZM110 212V211H109ZM108 212V214H109V218H110V222H112L111 220H112V216H110V213ZM167 212V211H166ZM211 212V211H210ZM210 212H209V214H210ZM58 213V212H57ZM98 213H100V211H98ZM164 213H165V211H164ZM184 213V212H183ZM182 213V214H183ZM185 213H187V212H185ZM205 213V212H204ZM251 213V212H250ZM253 213V212H252ZM33 214L34 215H36L37 216V218H36V220H30V221H28V219H29V216H31V217H33ZM59 214V213H58ZM66 214H68V213H66ZM65 214V215H66ZM70 214H72L71 212H70ZM69 214V215H70ZM74 214V213H73ZM77 214V215H78ZM108 214H105L103 217H105V216H107ZM169 214V213H168ZM201 214V213H200ZM29 215V216H28ZM81 215H82V213H81ZM101 215V214H100ZM164 215H166V214H164ZM213 215V214H212ZM211 215V216H212ZM215 215V214H214ZM8 216H10V218L8 217ZM84 217L85 216H87V215H83ZM88 216V217H89ZM102 216V215H101ZM100 216V217H101ZM201 216H203V217H205L204 215H201ZM79 217V216H78ZM81 218H82V216H80ZM99 217V218H100ZM168 217V216H167ZM181 217V216H180ZM183 217V216H182ZM185 217H187L188 218V216H184V218ZM191 217H193V216H191ZM196 217H197V215H196ZM202 217V218H203ZM11 218L13 219L12 220V223H11ZM58 218V217H57ZM56 218V219H57ZM96 218H97V216H96ZM108 218V219H109ZM133 218V217H132ZM132 218H131V220L130 221H132ZM138 218V217H137ZM139 218H140V216H139ZM138 218V219H139ZM142 218V217H141ZM157 218V217H156ZM160 218V217H159ZM158 218V220L159 221H157V222H160V219ZM170 218V217H169ZM168 218V219H169ZM184 218H182L183 220H184ZM193 218H195V216L193 217ZM201 218V217H200ZM209 219H210V216L208 217ZM33 219V218H32ZM80 219V218H79ZM83 219V218H82ZM106 220V222H108L109 220ZM165 219V218H164ZM163 219V220H164ZM178 219H179V217H178ZM182 219H180V220H182ZM189 220L191 219L190 217L188 218ZM204 219V218H203ZM203 219H201L202 221H203ZM206 219V218H205ZM204 219V220H205ZM209 219H207V220H209ZM214 219V218H213ZM8 221V223H6L5 221ZM25 220V221H24ZM38 220V222L37 223H35L36 221ZM81 220V219H80ZM84 220V219H83ZM88 220V219H87ZM91 219H89V221H90ZM102 220H104V218L102 219ZM126 220H128V219H126ZM143 220V219H142ZM141 219H140V221H142ZM157 220V219H156ZM170 220V219H169ZM177 220V219H176ZM180 220H178V222L180 221ZM201 220H199L200 222H201ZM206 220V221H207ZM23 221H24V223H23ZM58 221V220H57ZM77 221H78V223H80L79 222V220H78V218H77ZM167 221V220H166ZM165 221V222H166ZM188 221V220H187ZM187 221H182V222H187ZM192 220H190L189 222H191ZM195 221H196V219H195ZM205 221V222H206ZM211 221V220H210ZM213 221V220H212ZM5 222V223H4ZM76 222V221H75ZM109 222V223H110ZM129 222V221H128ZM127 222V223H128ZM153 222V224H154V222H155V220L154 221H152ZM162 222V221H161ZM171 221H169V223H170ZM188 222V223H189ZM193 222H194V219H193ZM204 222V223H205ZM60 223V222H59ZM58 222H57V224H59ZM109 223H105V224H109ZM134 223V222H133ZM146 223V222H145ZM167 223V222H166ZM4 224H6L5 226H4ZM61 224V223H60ZM137 224V222L135 223V225ZM141 224V223H140ZM143 224V223H142ZM165 224V223H164ZM168 224V223H167ZM174 226V224L173 223H170L169 224V226H171L172 227V225ZM175 224H177V223H175ZM179 224V223H178ZM177 224V225H178ZM180 224H183V223H180ZM75 225H77V224H74V226ZM110 225V224H109ZM109 225H108V228H109ZM132 225V224H131ZM135 225H133V226H135ZM139 225V224H138ZM155 226H156V223L154 224ZM57 226H60V225H57ZM143 226V225H142ZM146 226H147V224H146ZM157 226H159L158 224H157ZM136 227V226H135ZM135 227H134V229H135ZM161 227V228H160ZM164 227H165V225H164ZM176 227V226H175ZM174 227V228H175ZM179 227V226H178ZM113 228V227H112ZM131 228V227H130ZM137 228V227H136ZM140 228V227H139ZM166 228L167 227H165V230H166ZM174 228H172V229H174ZM133 229V228H132ZM138 229V228H137ZM142 229V228H141ZM159 229H162V226H159ZM178 229V228H177ZM213 229V228H212ZM211 229V230H212ZM2 230H4V236H3V234H2ZM108 230V229H107ZM106 230V231H107ZM114 230V229H113ZM176 229H174V231H175ZM105 231V232H106ZM137 231V230H136ZM135 231V232H136ZM140 231H142V230H140ZM156 231V229L154 230V232ZM169 231H171V230H169ZM180 231V230H179ZM132 232V231H131ZM160 232V231H159ZM173 232V231H172ZM178 232V231H177ZM102 233V234H101ZM133 233V232H132ZM132 233H130V235L132 234ZM157 233V232H156ZM155 233V234H156ZM166 233V232H165ZM168 233V232H167ZM167 233H166V235H167ZM188 233V232H187ZM154 234V233H153ZM161 234V233H160ZM172 234V233H171ZM173 234H174V232H173ZM189 234V233H188ZM134 236H135V234H133ZM132 235V236H133ZM148 235H150V234H148ZM158 235V234H157ZM175 235V234H174ZM131 236V237H132ZM152 236L153 235H151V237L150 238H152ZM160 236V235H159ZM158 236V237H159ZM190 237L192 236V235H189ZM149 237V236H148ZM172 237V236H171ZM178 237V236H177ZM155 236H154V240H155ZM240 239H241V237H239ZM239 238H238V240H239ZM108 239V238H107ZM182 239V238H181ZM151 240H153V238L151 239ZM179 240V239H178ZM251 240H253V239H250L249 241H251ZM148 241H150V240H148ZM244 241V240H243ZM166 242V241H165ZM240 242V241H239ZM238 242V243H239ZM146 243H148V242H146ZM153 243V242H152ZM151 243V244H152ZM160 243V242H159ZM164 243V242H163ZM170 243V242H169ZM237 243V244H238ZM248 244H250V242H247ZM109 244V243H108ZM111 244V243H110ZM109 244V245H110ZM156 244H158V243H156ZM165 244V243H164ZM163 244V245H164ZM166 244H167V242H166ZM181 244V243H180ZM167 245H169V244H167ZM192 245H194V243L192 244ZM239 245V244H238ZM241 245V244H240ZM239 245V246H240ZM243 245H244V243H243ZM243 245H242V247H243ZM44 246H47V249L46 250H44ZM108 245H106V247H107ZM166 246V245H165ZM178 246H179V244H178ZM177 246V247H178ZM191 246V245H190ZM110 247H111V245H110ZM149 247V246H148ZM151 247V246H150ZM157 247H163V246H158L157 245ZM189 247V246H188ZM46 248V247H45ZM108 248H109V246H108ZM143 248H147L146 246L145 247H143L142 246V249ZM169 249H170V247H168ZM175 248V247H174ZM179 248V247H178ZM244 248V247H243ZM111 249H114L113 247L111 248ZM160 249V248H159ZM159 249L156 251L157 253H158V251H159ZM163 249V248H162ZM115 250V249H114ZM140 250V252H141V249H139ZM242 250V249H241ZM168 252H169V250H167ZM248 251V250H247ZM112 252H113V250H112ZM115 252H116V250H115ZM137 252H139V251H137ZM136 252V254H137V256L138 257H140V259L143 257V255H142V253H140V255H138V253ZM143 252V251H142ZM165 252V251H164ZM171 252H173L172 250H171ZM157 253H156V255H157ZM166 253V252H165ZM164 253V254H165ZM246 253H248V252H246ZM135 254V253H134ZM133 254V255H134ZM153 254H155V247L152 249V251H150V253L149 254H145L146 256H144V257H146V260H145V262L144 263H146V261H150V256L152 257V255ZM159 254V253H158ZM162 254V256L164 255L163 254V252L161 253ZM169 256L171 255L170 253H167ZM167 254H166V256H167ZM95 255H98L97 257L95 256ZM246 255V254H245ZM159 256V255H158ZM162 256H160V257H162ZM165 256V257H166ZM95 257H96V259H95ZM172 257V256H171ZM130 258H131V255H130ZM157 258V257H156ZM159 258V257H158ZM157 258V259H158ZM164 258V257H163ZM177 258V257H176ZM133 259V258H132ZM144 259V258H143ZM161 259V258H160ZM172 259V258H171ZM170 259V260H171ZM167 260V259H166ZM176 260V259H175ZM230 260H232V259H230ZM247 260V259H246ZM139 261V260H138ZM142 261H144V260H142ZM155 261V260H154ZM157 261H159V260H157ZM164 261H165V258H164ZM163 261V262H164ZM167 261H169V260H167ZM234 261H235V259H234ZM239 260H237V262H238ZM97 262V261H96ZM133 262V261H132ZM135 262V261H134ZM140 262V261H139ZM161 262V261H160ZM171 262H172V260H171ZM174 262V261H173ZM181 262V261H180ZM183 262V261H182ZM225 262V261H224ZM227 262V261H226ZM236 262V261H235ZM236 262V263H237ZM242 262V261H241ZM137 263V262H136ZM143 263V264H144ZM148 263V262H147ZM236 263H233V264H236ZM148 264H150V263H148ZM154 264H155V262H154ZM158 264V263H157ZM165 264H172V263H165ZM175 264V263H174ZM177 264V263H176ZM183 264H184V262H183ZM226 264V263H225ZM251 264V263H250Z\"/></svg>",
	"mask_w": 264,
	"mask_h": 264
}]
</instances>
